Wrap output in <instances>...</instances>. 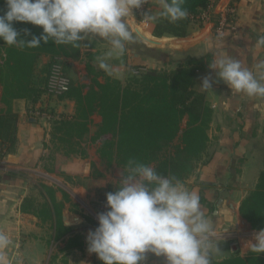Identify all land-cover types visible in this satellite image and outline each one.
I'll use <instances>...</instances> for the list:
<instances>
[{"label": "crops", "instance_id": "1", "mask_svg": "<svg viewBox=\"0 0 264 264\" xmlns=\"http://www.w3.org/2000/svg\"><path fill=\"white\" fill-rule=\"evenodd\" d=\"M145 11L157 13L159 0H151ZM206 13V19L190 23L184 37H155L153 21L138 19L133 10L126 22L135 42L126 45L123 55L107 59L110 75L98 67V58L110 47L99 38L83 42L75 56L57 60L71 85L83 86L85 93L94 81L124 82L132 68L133 73L144 68L172 70L202 58L194 90L204 94L211 110L208 143L193 172L180 182L198 193L201 210L213 225L212 243L219 250H211V264H228L234 257L260 261L264 253L247 252V241L257 230L241 217L238 207L260 171L254 161L264 153V97L230 90L208 64L228 56L254 71V65L264 60V48L255 43L264 35V0H210ZM222 19L227 27L218 33ZM50 60L49 55L36 59L34 87L41 85ZM205 75L215 81L212 90H201ZM75 104L74 97L45 98L44 92L34 103L11 102L17 116L14 140L0 151V233L7 234L11 243L0 249V264H102L87 251L85 236L97 226L100 203L114 190L123 169L99 155L102 140L110 135H95L101 123L98 114L90 116L82 136L55 131V123L73 118ZM143 264L166 261L149 253Z\"/></svg>", "mask_w": 264, "mask_h": 264}, {"label": "clouds", "instance_id": "2", "mask_svg": "<svg viewBox=\"0 0 264 264\" xmlns=\"http://www.w3.org/2000/svg\"><path fill=\"white\" fill-rule=\"evenodd\" d=\"M147 0H4L0 14V41L8 46L38 48L41 42L80 47L85 41L99 38L110 47L98 67L109 75L107 59L123 55L135 35L126 22L133 10ZM183 0H159V11L142 12L146 22L167 20L176 23L188 12ZM14 22L40 26L39 36L24 29L25 39ZM264 48V35L256 39ZM209 69L230 90L248 97H264V60L254 71L228 56H218ZM211 75L202 77V91L212 90ZM106 211L97 213V226L85 236L87 251L102 264H143L147 254L163 256L166 264H211V250H219L212 240L216 233L201 210L200 196L188 190L174 176L161 175L150 165L135 159L127 161L118 184L105 194ZM77 222L79 219L77 218ZM68 223V221L66 222ZM11 243L0 233V249ZM247 252L264 253V228L247 241Z\"/></svg>", "mask_w": 264, "mask_h": 264}, {"label": "trees", "instance_id": "3", "mask_svg": "<svg viewBox=\"0 0 264 264\" xmlns=\"http://www.w3.org/2000/svg\"><path fill=\"white\" fill-rule=\"evenodd\" d=\"M209 5L210 0H183L187 17L176 23L153 21L151 34L184 37L192 21L201 22L200 16ZM4 9V0H0V14ZM13 26L26 40L31 35L24 36V29L36 36L42 32L40 26L30 23L14 22ZM77 50L72 45H55L51 41L41 42L38 48L10 47L0 41V104L4 106L0 109V151L3 144L9 145L14 140L17 116L11 110V102L15 99L36 102L40 93L46 91L52 61L73 57ZM41 55H49L51 60L41 85L34 87V65ZM201 60H189L172 70L144 68L133 73L132 68L124 82L94 81L85 93L83 86L70 83L68 90L59 96L74 97L75 115L70 120L54 122V129L62 135L82 136L87 133L90 116L96 113L101 123L95 135H110L98 149L102 160L125 169L127 161L135 159L151 165L161 175L183 181L202 159L208 143L211 110L205 104L204 94L194 90ZM238 211L251 229L264 228V166L254 188L240 201ZM228 264H264V260L234 257Z\"/></svg>", "mask_w": 264, "mask_h": 264}, {"label": "built area", "instance_id": "4", "mask_svg": "<svg viewBox=\"0 0 264 264\" xmlns=\"http://www.w3.org/2000/svg\"><path fill=\"white\" fill-rule=\"evenodd\" d=\"M150 2L151 0H147L146 4L143 5L140 9H135L137 16H140L143 21H145V19L143 17L142 12H144L147 9V6ZM207 16L208 15L205 12L200 16V18L201 20H204L207 18ZM226 26H227L226 19H222L219 21L216 31L218 33H222L226 28ZM69 84L70 82L68 77L65 75L64 71L62 70V67L60 66L57 58H55L51 63L47 86H46V92L54 96H59L68 90ZM99 209L101 212L106 211L105 202L100 203Z\"/></svg>", "mask_w": 264, "mask_h": 264}, {"label": "rangeland", "instance_id": "5", "mask_svg": "<svg viewBox=\"0 0 264 264\" xmlns=\"http://www.w3.org/2000/svg\"><path fill=\"white\" fill-rule=\"evenodd\" d=\"M150 4V3H149ZM148 4V5H149ZM148 7V6H147ZM134 14H135V16L137 17V14H136V12H135V10H134ZM50 67H51V65H50ZM44 95H45V98H46V96L47 97H50V98H52V97H54V95H51V94H49L48 92H44ZM32 114H34L35 113V111L33 110L32 112H31ZM30 113V114H31ZM262 155V156H261ZM260 158L259 159H256V161H254V162H256V167H260L259 168V170H261L262 168H263V166H264V153L262 154H260Z\"/></svg>", "mask_w": 264, "mask_h": 264}]
</instances>
